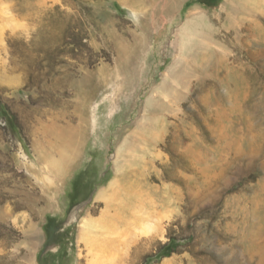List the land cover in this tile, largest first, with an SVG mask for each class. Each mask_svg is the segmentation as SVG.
<instances>
[{
	"label": "rangeland",
	"instance_id": "obj_1",
	"mask_svg": "<svg viewBox=\"0 0 264 264\" xmlns=\"http://www.w3.org/2000/svg\"><path fill=\"white\" fill-rule=\"evenodd\" d=\"M167 1L0 0V264H264V0Z\"/></svg>",
	"mask_w": 264,
	"mask_h": 264
},
{
	"label": "bare ground",
	"instance_id": "obj_2",
	"mask_svg": "<svg viewBox=\"0 0 264 264\" xmlns=\"http://www.w3.org/2000/svg\"><path fill=\"white\" fill-rule=\"evenodd\" d=\"M179 1L180 0H168L167 1V3L166 4H164L163 6H161V8H159V6H158V8H159V13H158V15H160L161 13H163L164 15H165V13H172L173 12V10L177 7V5L179 4ZM156 8V7H155ZM153 10V9H152ZM161 17V16H160ZM178 60V59H177ZM209 60V59H208ZM130 61H131V63H132V60L130 59V60H127L126 62H125V65H124V70L125 69H127L128 67H130L131 66V63H130ZM182 63V62H181ZM193 63L194 62H192V63H190L189 64V66H187L188 68V71H187V69H186V71H187V73H191V74H193V73H197L199 70L196 68V66L195 65H193ZM207 63V62H206ZM207 68V67H206ZM206 70V69H205ZM202 73V72H201ZM161 104H157V105H151V111H154L155 109V112H158V111H160V109H161V106H160Z\"/></svg>",
	"mask_w": 264,
	"mask_h": 264
}]
</instances>
